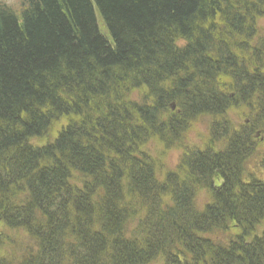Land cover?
<instances>
[{
    "label": "trees",
    "instance_id": "1",
    "mask_svg": "<svg viewBox=\"0 0 264 264\" xmlns=\"http://www.w3.org/2000/svg\"><path fill=\"white\" fill-rule=\"evenodd\" d=\"M234 2L238 3L236 14L234 15L232 10L234 4H227L229 11L224 13V19L219 18L215 25V28L228 29L231 34L225 35V40L219 39L218 47L215 38H212L211 42L197 40L192 36V31H197L196 28H210L214 22V10L222 11L224 7L221 0H20L16 7L0 3V184L7 187L10 182H15V185L19 182L11 192L20 193L21 198L25 195L27 200L28 196H32L36 205L41 207L42 217H48L51 225L58 226L68 203L66 175L69 170L83 176L88 172L96 178L102 176L107 179L103 156L91 149V144L107 143V139L99 141L97 135H85L75 128H69L70 123H80L83 115L69 108L70 103H66L65 99L77 100L76 91H81L87 82L92 85L99 84L100 79L111 82L113 69L118 65L126 69L127 74L134 72L140 77L144 74L141 69H145L149 76L158 73L168 76L167 71L171 66L182 65L184 60L187 63L209 64L220 73L228 72L229 77L234 79L232 89L237 93L238 89L241 92L239 97L227 98L219 94L217 85L208 87L203 95L216 98L221 104L217 105L201 96L196 104L198 108L208 105L213 109V113L221 111L223 121L230 122L228 113L234 108L233 102L240 98L239 101L245 102L248 107L257 108L256 112L264 118V81L247 82L237 76L236 70H223L207 60L219 47L234 45V37L238 36L237 41L244 40L243 37L249 38L246 31L242 32L247 29V23L251 25L254 36H258V21L264 18V13L260 12L264 0ZM206 17L211 22L203 23ZM104 28L106 33L103 32ZM179 32L190 41L181 52L171 46L172 39L177 37ZM260 40H264V37ZM158 68L162 71L157 72ZM190 76L189 82L192 83L201 79L199 76ZM221 79L228 80L225 75ZM213 80L216 81L214 78ZM238 108L248 112L249 124L243 127L252 133L248 128L255 121L252 111L241 105ZM136 121L135 117H129L127 120V123L131 124L127 125V130H130L128 138H138L141 135L136 132ZM258 124L264 131V122ZM50 125L54 126L52 128L56 127L55 130L59 127L54 141L42 144L35 153L24 146L27 136L47 138L46 135L52 129H49ZM111 130L113 134H117L123 129L111 126ZM106 135L110 136L109 132ZM87 143L90 146H87ZM121 144H124V141L119 139L116 145L110 146L117 151ZM61 157L64 158L63 161ZM221 157L216 164L223 174H228L223 179L225 187L229 190L227 195L219 194L218 198L231 197L227 204L234 208L230 206L224 209L220 220L226 218V229L238 227L241 236H256L257 230L254 232L251 220L264 215V185L250 186L234 181L229 177L234 161H231L228 155ZM43 162H52L53 167L46 165L39 169L38 164ZM184 162L185 155L182 166ZM213 166L212 163L203 169H216ZM201 168L197 167L195 173L198 176L195 179L203 184L207 182L206 177L211 172ZM19 176H23V179L18 180ZM106 179L100 182L105 190L100 196V203L96 200L92 203L93 208H89L92 213L98 208L105 212L108 224L106 228L111 231L112 223L116 220L114 211L125 206L134 191L132 188L124 192L117 191ZM171 180L173 179L168 178L164 182L166 184ZM234 184L248 189L249 193H244L242 189V195L240 192L238 195L234 194V191L237 193ZM159 185L154 184L153 187ZM141 187L146 190L147 182ZM252 190L260 191L257 193ZM176 192L185 193L181 188L176 189ZM24 202L23 199L22 205L15 207L6 200L5 194L0 192V212L8 213L0 218L3 217L5 222L11 225L8 227L11 230L20 231L26 226L25 232L31 238H43L45 244L41 264H55L59 255L64 252L63 243L56 242L54 236L51 237L54 231L51 226L41 227L43 223H33V207H25ZM82 202V206L90 205L89 199ZM137 210L144 212L143 209ZM213 210L214 207L205 211ZM134 212L136 214L139 211H133L130 215ZM150 214L147 213V216ZM171 215L166 213V216L170 217L166 223L160 225L161 232L168 238H171L168 234L174 236L179 231L169 226L168 221L174 220ZM157 216H161V212L154 215ZM82 225L86 227V224ZM247 226H250V230L245 228ZM260 239L264 242V232L256 236L250 246L240 250L236 248V244L229 247V244L223 246L215 243L220 246L217 247L220 251L213 255V264H228L233 257L236 264H264V244ZM161 242L162 240L158 239L150 247L157 249ZM123 246L118 245L112 255L101 260L89 259V254L94 257V250H87L89 254L85 255L78 251L75 255L80 256L81 262L76 264H103L105 261L109 264L111 261H115V264H138L144 257L145 249L149 248H129L124 244ZM197 249L198 246H194L193 250ZM163 258L167 264L168 259ZM197 261V264H207L203 259ZM171 264L179 263L171 261Z\"/></svg>",
    "mask_w": 264,
    "mask_h": 264
},
{
    "label": "bare ground",
    "instance_id": "2",
    "mask_svg": "<svg viewBox=\"0 0 264 264\" xmlns=\"http://www.w3.org/2000/svg\"><path fill=\"white\" fill-rule=\"evenodd\" d=\"M227 4H234L232 10H234L235 15L238 3L234 0H221V5L224 7L222 11L214 10V22L210 28H196L198 32L192 31V36L204 42H211V39L215 38L218 47L219 39L225 40V35H231L228 29L215 28L219 18L224 19V13L229 11L230 7ZM223 10L225 11L223 12ZM260 12L264 13V6ZM209 22L211 21L207 20V17L203 20V23ZM247 25V29L242 30V32L246 31L249 38L243 37L244 40L237 41L238 36L234 37V45L219 47L207 60L208 63H214L223 70L232 72L236 70L237 76L246 79L247 82H263L264 40L260 39L264 36L258 34L260 37L258 39L252 33L251 25L248 23ZM109 38L112 40L110 36ZM189 44L188 38L180 32L171 41V46L177 52L184 51ZM160 70L158 68L157 72ZM140 71L144 74L138 77L134 72L127 74L126 69L120 65L115 66L111 82L102 79L99 80V84L92 85L87 82L86 85L82 86L81 91H76L77 100L65 99L66 103H70L69 108L77 110L83 115L80 123H70L69 128H75L85 135L89 133L97 135L99 141L107 139V143L91 144L93 146L91 149L96 154L103 156V166L105 174L108 176L107 179L102 176L96 178L88 172L83 176L69 170V174L66 175L68 203L64 211L65 215L59 221L58 226L51 225L48 217H42L41 207L36 205L32 196H28V200H25V207H33V223L39 222V225L43 223L41 227L51 226L54 230L51 237L54 236L53 239L56 242L63 243L64 252L59 255L55 264L79 263L81 262L80 256L75 254L78 251L84 255L89 254L87 250L95 251L94 257L89 254V259L101 260L112 255L113 250L118 245L123 246V244L129 248L133 246L142 249L149 247L145 249L144 257L137 262L138 264H166L163 257L168 259L167 264H171V261H176L179 264H197V260L202 259L207 264H213V255L220 251L217 248L220 246L217 244H223V246L229 244V247L236 244V248L240 250L250 246L255 237L264 232V228L260 229L261 226L264 227V215L251 220L254 232L257 230L256 236H241L240 230L236 226L230 230L226 229L228 226L226 218L222 220L220 218L224 214L223 210L231 206L227 204L231 197L219 199L218 195L228 194L229 189L227 186L225 187L224 180L228 174H223L216 164L217 160L219 163L222 155H228V158L234 161L232 163L233 169L229 174L230 178L250 186L264 185V177L257 173L259 164L255 165L256 161L253 158L259 153L260 144L264 143V131L258 124L263 123L264 118L256 112L257 108L248 107L245 102L239 101L240 98L233 102L235 109L241 105L252 111L255 121L248 127L252 133L244 130L243 127L249 124V120L234 124L223 121L220 116L221 111H216L214 114L213 109L208 105L198 108L196 104L201 96H204L203 93L208 87L217 85L219 94L227 98L239 97L238 94L241 92L239 89L238 93L232 89L234 79L229 77L228 72L220 73L206 63H187L184 60L182 65L171 66L170 70L167 71L168 76H161L159 73L149 76L145 69ZM190 75L199 76L201 79L197 80V83L189 82ZM224 75L228 80L221 79ZM213 78L216 80L215 82ZM218 79L219 83L217 84ZM176 84L179 86L177 87ZM206 99L217 103V105L221 104V101L216 98L206 97ZM130 103L136 105H132V107ZM129 117L137 119L135 129L138 134H141L138 138H128L130 130H127V125H131L127 123ZM90 118L91 120L94 119L96 124L91 120L89 121ZM202 120L209 121L208 138L204 142L205 145L195 148L190 142L189 132L196 125L195 123ZM111 126H119L123 130L113 134ZM52 127L54 126L50 125L49 129ZM55 128L48 129L46 140L43 137L27 136L24 146L29 147L35 153L37 149L42 147V144H48L49 141H54L57 138V135H53L56 133ZM148 128L150 130H147ZM108 132L110 136L106 135ZM119 139L123 140L124 144H121V148L118 147L119 150L116 151L115 148H111L110 144L116 145ZM86 145L90 146L88 143ZM103 147H107V149L104 150ZM253 148L254 152L252 153ZM155 150L165 154L163 157L165 158L164 166L160 164L158 158L154 157L153 152ZM174 151L179 152L176 160H173ZM220 154L221 156H219ZM184 155L185 162L182 166ZM105 159L106 161H104ZM167 159L175 162L173 168H165ZM63 160L64 158L61 157V161ZM260 160L263 161L264 159ZM212 163L216 169H207L211 173L206 177L207 182L202 181L203 185L201 181L195 179L198 176L195 173L197 167L201 166L202 170L207 171L203 168ZM46 165L53 167L52 162L38 164L39 169ZM261 167L264 172V161ZM168 178L173 180L167 181L165 184L164 181ZM22 179L23 176L18 177V180ZM105 179L117 191L124 192L130 188L134 191L133 196L127 199L125 206L114 211L116 220L112 223L111 231L106 228L108 224L103 210L98 208L95 213L90 211V208H93L92 203L96 200L99 201L100 196L105 191L104 186L100 184ZM146 182L148 187L145 190V187L141 186L145 185ZM14 183L10 182L7 187L0 184V192L5 194L6 200L11 205L17 207L22 205V199L20 193L11 192L19 182L16 185ZM154 184L160 185L153 187ZM178 188H181L185 193H177L176 189ZM254 188L259 189L258 187ZM235 189L237 193L234 191V194L238 195L240 192L242 195L243 188L239 184L235 185ZM243 191L246 194L249 193L248 189H243ZM259 191L254 192L259 193ZM85 199L90 200L89 206L87 204L82 206V201ZM213 207L215 210L209 211L210 213L205 211ZM231 208L234 207L231 206ZM137 209H143L144 212ZM133 211L139 212L130 215ZM160 212L161 216L154 217L156 213ZM147 213L150 216H147ZM166 213L172 214L171 216L174 217V220L168 221L169 226L179 230L174 236L168 234L171 238L163 235L162 229H160V225L166 223L170 217L166 216ZM5 214L8 213L0 212V216H5ZM82 224H86V227ZM9 226L11 225L5 222L3 217L0 218V236ZM23 227L26 229V226ZM245 228L250 230V226ZM25 229L22 231H26ZM55 231L57 232L55 233ZM222 236L225 239L222 240L220 238ZM4 238L5 236L3 237L4 241L0 240V243L6 250L10 241ZM158 239L162 240L160 247L157 249L150 247ZM32 240L34 245L27 246L22 251L23 255L16 257V264H41L45 241L43 238L39 240L37 237L32 238ZM223 241L227 242L224 243ZM259 241L261 242L263 239ZM261 243L264 244V242ZM194 246H198L197 251L193 250ZM1 254L2 252L0 256ZM12 263L14 262L0 257V264ZM103 264L109 263L105 261ZM110 264H115V261H111ZM228 264H236L234 257L230 259Z\"/></svg>",
    "mask_w": 264,
    "mask_h": 264
},
{
    "label": "rangeland",
    "instance_id": "3",
    "mask_svg": "<svg viewBox=\"0 0 264 264\" xmlns=\"http://www.w3.org/2000/svg\"><path fill=\"white\" fill-rule=\"evenodd\" d=\"M2 3L4 2V4H12L14 6H16L18 4V0H1ZM258 33L260 36H264V18L261 19L258 22ZM258 37V36H257ZM260 37H258L259 39ZM110 41V40H109ZM231 118L233 119L232 121H234L236 124H240L243 123L244 120H241L242 118V114L240 116H236V114H234V112L231 114ZM245 122V121H244ZM208 126H209V121L207 120H202L200 122H198L193 129L189 132V137H190V142H192V145L194 147H200L203 144L205 145V141H207L208 138ZM59 129V127L55 130L57 131ZM57 133H54L53 135L56 136ZM54 139V138H53ZM46 140V139H45ZM52 141V140H51ZM49 141V142H51ZM259 153L256 155V157H253L254 160L256 161L255 165H258L257 168V173L261 176L264 177V172L262 169V161L260 159H264V143L260 144L259 146ZM154 157L159 159V162L162 166H164L163 162L164 159L163 157H165V154H163L162 152H159L157 150H155L153 152ZM179 152L178 151H174L173 153V160H176L178 158ZM260 158V159H259ZM155 160V159H154ZM261 161V162H259ZM258 163V164H257ZM175 162H172L170 160L167 159L166 164H165V168L166 169H171L173 168ZM27 197V196H26ZM25 195H22V200L26 199ZM264 227H260V229H262ZM259 229V230H260ZM5 236V238L7 240L10 241L9 247L8 249L5 250V247L0 243V253L2 252L1 256L2 258L14 262L12 264H16V257L18 255H23L22 251L25 250V248H27V246H32L34 245V242L32 240V238L25 232V231H11V229L7 228V230L4 231V234H2V236H0V240H3V237ZM4 238V239H5ZM222 240L225 239L224 236L220 237ZM224 243L227 241H223ZM8 250V251H7ZM3 255V256H2Z\"/></svg>",
    "mask_w": 264,
    "mask_h": 264
}]
</instances>
